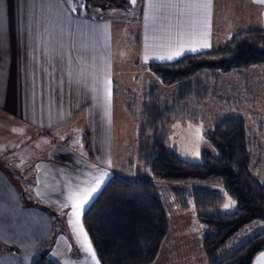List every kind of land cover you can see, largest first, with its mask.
<instances>
[{"label": "crops", "instance_id": "crops-1", "mask_svg": "<svg viewBox=\"0 0 264 264\" xmlns=\"http://www.w3.org/2000/svg\"><path fill=\"white\" fill-rule=\"evenodd\" d=\"M248 1L242 5V14L249 15L248 20L253 19L257 27L246 29L264 30V3ZM172 2L179 4L182 0ZM146 3L142 0L141 11L134 19L138 28L130 32L132 42L139 47L143 68L150 62H171L186 54L215 49L237 31L238 15L231 9L233 3L237 6V0H210L206 29L203 17H190L186 9L182 15L179 8H165L146 18ZM193 19L197 21L196 35L190 36L187 33ZM0 21L4 25L0 35V115L40 134H57L60 130L72 134V128L79 132L87 126L93 154L87 158L55 141L28 171L27 164L18 158L14 161L10 151H0L5 163L15 164L9 170L0 161V264H32L42 253L56 264H94L68 223L70 206L62 205L69 186L76 190L85 186V181L92 182V178L106 173L101 189L124 164L125 155L119 152L118 142H125L127 122H135L137 139L138 117L135 121L127 104L122 106L126 114L120 113L114 102L112 22L94 24L72 14L64 0H0ZM181 28L186 33L183 53L172 60L156 58L170 54L166 51L168 37ZM205 30L209 47L191 51ZM100 31L106 34L104 40ZM100 46L106 50L108 61L97 74L96 48ZM173 47L179 50L177 44ZM105 75L111 80L108 103L102 89ZM98 134L102 137L100 146L95 142ZM163 252L155 264H173V257Z\"/></svg>", "mask_w": 264, "mask_h": 264}, {"label": "trees", "instance_id": "trees-1", "mask_svg": "<svg viewBox=\"0 0 264 264\" xmlns=\"http://www.w3.org/2000/svg\"><path fill=\"white\" fill-rule=\"evenodd\" d=\"M83 1L85 6L100 10L129 6L128 0ZM141 6L142 0H137L132 8L133 19ZM258 66L264 67L261 29L237 30L215 49L186 54L171 62L146 64L148 85L143 94L134 161L119 166L81 217L100 264H153L157 260L169 225L158 189L148 176L175 184L170 190L176 204L181 211L193 210L202 229L206 264H252L264 250V180L251 174L252 165L258 161L253 157L257 142L244 117H212L202 135L216 155L201 153L198 160H187L167 143L172 121L190 115L191 102L215 96L223 74ZM158 83L174 87L169 100H160ZM83 131L86 153L82 155L91 158L86 128ZM53 138L69 147L66 139ZM212 186L223 188L235 202L232 211L222 209L224 195ZM257 220L263 223L258 233L235 238L242 227ZM32 264L56 263L42 253L34 257Z\"/></svg>", "mask_w": 264, "mask_h": 264}, {"label": "rangeland", "instance_id": "rangeland-1", "mask_svg": "<svg viewBox=\"0 0 264 264\" xmlns=\"http://www.w3.org/2000/svg\"><path fill=\"white\" fill-rule=\"evenodd\" d=\"M128 1L129 6L125 8L100 10L91 5L85 6L83 0H64L72 14L83 16L94 22V24H102L107 20L112 22L114 30L112 49L113 56L115 55L116 58L113 65L115 80L114 102L116 107L120 109V113L125 114L126 112L122 106L123 104H127L128 112L134 115L135 121L136 117H138L139 124L143 94L148 85V70L142 67L140 54L138 55L139 47L132 42L133 36L130 35V32L137 29L138 24L133 19L132 8L135 5L130 0ZM245 2L248 4L249 1L237 0V6L233 3L231 8L238 15L237 30L257 27L253 19L248 20L249 15L242 14V5ZM73 8L76 11H73ZM245 21H252L253 24H243ZM100 34L104 40L106 36L105 32L100 31ZM100 43L102 46L104 45L103 41H100ZM102 46L96 48V57H98V65H96L98 67L96 68L97 74L98 71L102 73L101 70H104V68L101 67L106 66L108 61L106 50ZM97 74L94 76L97 77ZM158 85L160 87V100H169L174 93V87L165 88L160 83ZM189 107L191 110L190 115L187 114L174 119L170 124L167 142L169 147L175 150L183 159L192 161L198 160L201 153L216 155V150L202 135V132L209 129L212 117L215 115L243 116L250 127L251 134L257 142L253 157L257 158L258 161L252 165L251 174L260 180H264V67H252L249 70L236 74H223L217 83L215 96H209L206 100L198 103L191 102ZM134 125V121L127 122L125 126V142L123 144L118 142V145L122 148H120L119 152L125 155V164L128 160L132 159L134 161L133 153L135 152L137 142L134 137ZM84 129L82 127L78 132L72 128V134L65 130H60L57 134H40L15 122L7 121L3 115H0V151H2L1 153L10 151L12 159L15 161L18 158L23 164H27L28 171H30L31 167L29 165L37 157L43 156L46 153V147H51L56 141V138H53V136H59L63 141L66 139L67 145L75 149L76 152H80L81 155L84 152L86 153L82 137ZM121 129L123 130V128ZM86 130L89 150L93 157L91 150L92 134H90L87 126ZM68 135L72 137H68ZM4 139H9V141L5 142ZM95 142L98 146L101 145L102 137L100 134L97 135ZM115 143L117 144V140ZM1 160L4 162L2 164L4 168L10 170L12 166H15L13 162L5 163L4 155L0 157ZM15 168L19 167L16 166ZM128 169L130 170L131 168ZM148 179L153 180L158 189L167 215L169 229H172V232L168 230L160 252L163 249V254L167 251V257H173V264H206L200 243L202 229L195 218L193 210L181 211L176 204L170 190L175 184L154 180L150 176H148ZM211 188L224 195V205L229 202L230 198L224 193L223 188L219 186H212ZM224 205L222 207L223 210L232 211L235 204L229 208H225ZM56 216L53 215L54 218ZM262 227L263 223L261 221L251 222L242 227L235 234V238L250 237L258 233Z\"/></svg>", "mask_w": 264, "mask_h": 264}, {"label": "snow or ice", "instance_id": "snow-or-ice-1", "mask_svg": "<svg viewBox=\"0 0 264 264\" xmlns=\"http://www.w3.org/2000/svg\"><path fill=\"white\" fill-rule=\"evenodd\" d=\"M130 2L135 5L137 0H130ZM258 2L264 3V0H258ZM179 8L181 10V14H184V10H187V14L191 16H202L203 17V26L206 29L207 28V16L208 12L211 7L210 0H182L181 3H173L172 0H147L146 8L148 11L145 12V17L147 18L149 14L155 15L156 12L161 11L165 8ZM73 11H76L75 8H73ZM197 21L192 20L191 24L192 27L189 29V32L187 33L190 36H195V25ZM3 21H0V35H2L3 30ZM185 31L181 28L179 29L175 35H169L168 40L169 43L166 46V51L170 54H164L159 55L158 59L160 60H172L177 56H180L184 49L183 40L185 38ZM202 39L200 41H197V46L192 47L190 50L195 52L199 48H206L209 47L207 43V35L208 32L202 31L200 33ZM177 44L179 46V50H175L173 47V44ZM164 47V46H162ZM147 59V57H145ZM103 94H104V100L105 103L110 102L111 98V80L110 78L105 75L103 84H102ZM106 173H101L100 176L92 178V182L85 181L83 187L77 186L76 190H73L71 186H69L68 194L66 196V199L63 203L64 208H69L70 211L67 212L68 216V223L72 227L73 232L76 235L77 243L80 245V247L88 253V255L91 257L94 264H99V261L96 257V252L93 249L92 242L88 236L87 231L85 230L82 222V214L86 208V206L90 203V201L93 199L95 194L100 189L101 184L103 183L104 177L106 176ZM40 195V193H37ZM235 204L234 201H231L229 199V202L224 205L225 208H229ZM254 264H264V252H261L255 259Z\"/></svg>", "mask_w": 264, "mask_h": 264}]
</instances>
